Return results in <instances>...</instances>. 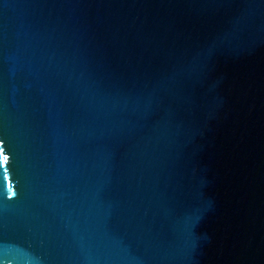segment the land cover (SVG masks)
<instances>
[{
	"label": "water",
	"instance_id": "1",
	"mask_svg": "<svg viewBox=\"0 0 264 264\" xmlns=\"http://www.w3.org/2000/svg\"><path fill=\"white\" fill-rule=\"evenodd\" d=\"M0 264H264V0H0Z\"/></svg>",
	"mask_w": 264,
	"mask_h": 264
}]
</instances>
